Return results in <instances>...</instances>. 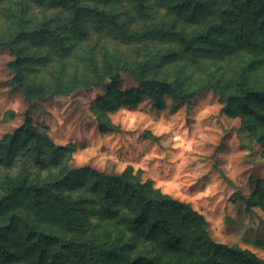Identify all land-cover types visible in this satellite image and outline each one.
<instances>
[{
  "label": "trees",
  "instance_id": "16d2710c",
  "mask_svg": "<svg viewBox=\"0 0 264 264\" xmlns=\"http://www.w3.org/2000/svg\"><path fill=\"white\" fill-rule=\"evenodd\" d=\"M47 1L66 11L68 25L65 35L59 36L61 42L72 31L86 35L88 26L113 28L130 41L170 43L174 49L166 50L171 58L223 54L232 45L247 49L249 57L228 81L212 77L208 69L209 79L185 84L159 76L150 69L149 60L127 56L109 54L99 69L88 50L90 78L61 82L57 77L42 93L39 87L24 83L19 70L32 56L16 51L15 59L8 63L14 72L11 81L24 90L27 99L65 96L109 80L107 93L95 102L112 111L137 104L144 96L154 108H162L165 98L187 100L211 89L224 103L221 111L246 120V130L264 149V0H167L168 9L185 13L190 23H196L209 7L215 10L190 31L172 22L140 33L123 26L111 0ZM41 33V28L21 26L17 35L34 39ZM0 44L10 46L7 40L0 39ZM63 48L67 57L70 52ZM259 62L263 65L256 77L254 65ZM123 73L139 87L120 90ZM98 123L103 132L119 130L100 116ZM144 135L154 138L147 131ZM22 149L29 152V162L0 178V264H264L263 258L247 249L215 240L201 212L154 187L151 180H141L130 166L120 173L90 165L71 167L64 159L66 148L33 124L28 111L22 124L0 137V165L11 168ZM49 165L51 172L39 171ZM258 192L264 204V181Z\"/></svg>",
  "mask_w": 264,
  "mask_h": 264
},
{
  "label": "rangeland",
  "instance_id": "374dc122",
  "mask_svg": "<svg viewBox=\"0 0 264 264\" xmlns=\"http://www.w3.org/2000/svg\"><path fill=\"white\" fill-rule=\"evenodd\" d=\"M111 5L131 33L167 27L172 22L190 31L215 10L209 7L196 23H190L185 13L170 11L167 0H111ZM66 19V11L47 0H0V39L10 42V46L0 44V137L22 124L28 111L33 124L66 148L64 159L71 167L90 165L120 173L130 166L141 180H151L154 187L201 212L215 240L264 259V204L258 192L264 181V149L246 130V120L221 111L224 103L213 90L204 89L187 100L165 98L162 108H154L144 96L137 104L111 111L95 102L107 93L109 80L65 96L46 94L42 99H27L24 90L12 84L14 72L8 64L16 51L31 55L19 70L24 83L39 87L42 93L57 77L61 82L90 78L88 50L99 69L109 54L127 56L149 60L150 69L159 76L193 84L209 79L208 69L212 77L230 80L249 57L247 49L232 45L223 54L171 58L166 50L174 49L170 43L130 41L113 28L88 26L86 35L71 30V36L61 42ZM21 26L41 28L43 33L34 39L18 36ZM63 47L70 52L67 57ZM262 65L259 62L254 71L251 69L256 77ZM135 87L138 82L123 73L118 88ZM98 116L118 125L119 130L101 131ZM145 131L154 138L146 137ZM27 162L29 152L22 149L11 168L0 165V178L16 173ZM52 170L49 165L39 171L47 174Z\"/></svg>",
  "mask_w": 264,
  "mask_h": 264
}]
</instances>
